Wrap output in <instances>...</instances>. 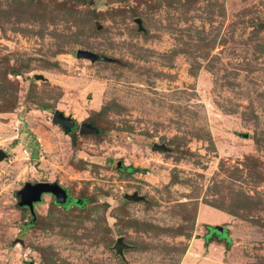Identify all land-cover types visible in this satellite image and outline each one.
Returning <instances> with one entry per match:
<instances>
[{"label":"rangeland","instance_id":"obj_1","mask_svg":"<svg viewBox=\"0 0 264 264\" xmlns=\"http://www.w3.org/2000/svg\"><path fill=\"white\" fill-rule=\"evenodd\" d=\"M82 1L0 0V264H264V0Z\"/></svg>","mask_w":264,"mask_h":264},{"label":"water","instance_id":"obj_2","mask_svg":"<svg viewBox=\"0 0 264 264\" xmlns=\"http://www.w3.org/2000/svg\"><path fill=\"white\" fill-rule=\"evenodd\" d=\"M135 22L139 26L140 31H144L142 26V20L137 18ZM76 57L78 59H85L89 60L93 63L96 61H109L108 58L99 56L91 51L87 50H78L76 52ZM35 80H45L42 75H35ZM53 123L57 126H60L65 134L71 135L73 130L77 128V121L70 116H66L64 112L60 110H56L53 115ZM80 134L87 135V134H99L100 130L95 127L91 123H84L80 126L79 129ZM248 136L246 135V138ZM154 151H162L167 152V148L165 145H158L154 144L153 146ZM8 155L5 151L0 150V162L7 159ZM121 167V164L118 165ZM45 195H52L56 199L57 204L66 205V203H70L71 199H68L69 195L67 190L61 187L58 183H50V182H40L36 184L27 183L23 189L17 192L18 196V207L23 208L27 207L30 210L32 221L37 219L35 205L40 204L43 201V197ZM125 199L130 202H142L145 201L143 196H140L138 193H134L132 195L127 194L125 195ZM68 205V204H67ZM214 232L223 233L224 229L221 227H213ZM132 248L131 245H128L124 242L123 237H119L112 247V250L116 252L117 256H120L123 260H125L124 250Z\"/></svg>","mask_w":264,"mask_h":264},{"label":"flooded vegetation","instance_id":"obj_3","mask_svg":"<svg viewBox=\"0 0 264 264\" xmlns=\"http://www.w3.org/2000/svg\"><path fill=\"white\" fill-rule=\"evenodd\" d=\"M89 123H94V122H89ZM78 124V123H77ZM80 126L81 125H77V128L76 129H74L73 130V133L71 134V136H73L76 132H78V130L80 129ZM120 170H124V168H122V166L121 167H118ZM38 183H40V182H38ZM26 185V184H25ZM65 189V188H64ZM67 190V189H66ZM67 193H68V195H69V197H68V199H71L70 200V203H66V205H62V204H57L56 203V199H55V197L54 196H52V195H49V196H51V197H53L54 198V204L55 205H59V206H61V207H64V208H68L69 207V205H71V204H76L77 206H80L81 205V201L80 200H78V199H75V198H73L72 196H71V194H70V192H69V190H67ZM46 196V195H45ZM44 198V197H43ZM42 203V202H41ZM40 203V204H41ZM68 204V205H67ZM38 205V204H37ZM35 207H36V205H35ZM20 209H22V210H24V211H28L29 213H30V210L27 208V207H23V208H20ZM35 211H36V209H35ZM30 215H31V213H30ZM31 218H32V216H31ZM36 221V220H35ZM211 232H214L213 230H211Z\"/></svg>","mask_w":264,"mask_h":264},{"label":"trees","instance_id":"obj_4","mask_svg":"<svg viewBox=\"0 0 264 264\" xmlns=\"http://www.w3.org/2000/svg\"><path fill=\"white\" fill-rule=\"evenodd\" d=\"M75 2H76V1H72L70 5L65 4V6H63V7H64L63 9H64L66 12L69 13L70 11H72V9L75 8V6H76V3H75ZM188 2H189V4L192 3V1H188ZM67 3H68V2H67ZM74 3H75V4H74ZM82 3H86V4H87L88 2H87V0H83ZM88 13H89V14H90V13H93V14H94L95 11H94V10H88ZM95 14H96V13H95ZM96 15H97V14H96ZM5 109H6V108H5ZM10 109H13V106H12V108H10ZM10 109L5 110V111H10ZM105 110H106V108H105L102 112H104ZM102 112H100L99 114H101ZM219 209H220V208H219ZM230 214H231V215H234V216H237V215H236L235 213H233V212H230ZM34 224H36V223H33V225H34ZM207 228L210 229V230L213 229V227L210 226V225H208ZM177 235H179V236H186L182 230H180L179 233H178ZM187 236L189 237L190 235H187Z\"/></svg>","mask_w":264,"mask_h":264}]
</instances>
